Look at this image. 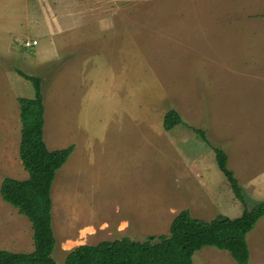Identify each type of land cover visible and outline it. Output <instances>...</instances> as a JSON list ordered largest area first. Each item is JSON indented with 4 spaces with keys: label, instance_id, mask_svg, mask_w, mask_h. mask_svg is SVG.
<instances>
[{
    "label": "rangeland",
    "instance_id": "374dc122",
    "mask_svg": "<svg viewBox=\"0 0 264 264\" xmlns=\"http://www.w3.org/2000/svg\"><path fill=\"white\" fill-rule=\"evenodd\" d=\"M44 1L69 9L78 29L53 38L32 28L43 20L35 0H0V189L29 179L19 99L36 91L22 71L42 80L49 149H78L52 188L57 264L82 245L169 236L183 211L210 222L264 202V0ZM172 110L183 123L166 131ZM247 242L250 264H264V217ZM34 250L32 223L0 193V251ZM193 261L236 264L210 247Z\"/></svg>",
    "mask_w": 264,
    "mask_h": 264
},
{
    "label": "trees",
    "instance_id": "16d2710c",
    "mask_svg": "<svg viewBox=\"0 0 264 264\" xmlns=\"http://www.w3.org/2000/svg\"><path fill=\"white\" fill-rule=\"evenodd\" d=\"M18 73L30 81L36 91L33 99H19L20 159L29 179L6 178L0 193L4 202L32 223L35 250L32 253L0 251V264H57L53 258L57 239L53 227L52 188L75 146L56 151L48 148L44 138L46 109L42 80L22 71ZM182 123L181 115L172 110L165 117L164 129L172 131ZM197 132L208 143L204 131ZM215 151L220 171L229 181L235 197L246 206L242 186L229 168L227 153L219 148ZM263 217L264 202L253 208L246 206L244 214L237 219L219 216L208 222L194 218L190 211H183L173 220L169 236H151L143 242L124 238L82 245L68 253L65 264H194V256L206 247L229 252L236 264H250L247 235Z\"/></svg>",
    "mask_w": 264,
    "mask_h": 264
},
{
    "label": "crops",
    "instance_id": "0c3cea01",
    "mask_svg": "<svg viewBox=\"0 0 264 264\" xmlns=\"http://www.w3.org/2000/svg\"><path fill=\"white\" fill-rule=\"evenodd\" d=\"M35 1L38 3L39 6H41V12H42L41 16L43 14V16H42L43 20L36 22L32 28H34V29L38 28V27H35V25H39V26L43 25L44 26V24H46L45 27L48 28V30L50 32V35L53 38L56 37L58 34H61L63 32H74V31H76L78 29L79 24L76 23V21L71 16L69 9H66L65 11L64 10H60V8L57 9V5H55V4L52 5V3H53L52 2L51 3L52 6H51V8H49L50 9L49 10L44 5L45 4L44 0H35ZM69 44L70 45H74L75 44V46H77V48L79 46V44L77 45V42H74V41H70ZM59 46H61V45L59 44ZM78 63H82L79 60V58L75 59L74 62H73V64H78ZM51 151H56V150L54 149V150H51ZM77 151H78V149H77V146H76L74 153L72 154V156L70 157L69 161L67 162L68 165L71 166V164L73 163V159L77 155ZM67 164L64 167L68 166ZM73 166H74V164L72 165V167ZM72 167L70 168L71 171L73 170ZM69 252L70 251H63V257H64V255H66V258H67V255H68Z\"/></svg>",
    "mask_w": 264,
    "mask_h": 264
},
{
    "label": "built area",
    "instance_id": "2783aa9c",
    "mask_svg": "<svg viewBox=\"0 0 264 264\" xmlns=\"http://www.w3.org/2000/svg\"><path fill=\"white\" fill-rule=\"evenodd\" d=\"M37 45H38L37 41H34V42H28V43L26 44V47L32 49V48L36 47Z\"/></svg>",
    "mask_w": 264,
    "mask_h": 264
}]
</instances>
